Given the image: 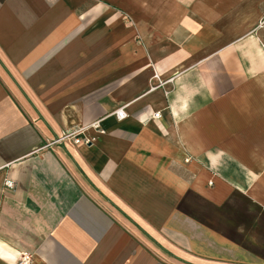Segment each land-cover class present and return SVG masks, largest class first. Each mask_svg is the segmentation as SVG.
Returning <instances> with one entry per match:
<instances>
[{"label": "crops", "instance_id": "obj_1", "mask_svg": "<svg viewBox=\"0 0 264 264\" xmlns=\"http://www.w3.org/2000/svg\"><path fill=\"white\" fill-rule=\"evenodd\" d=\"M20 252L264 264V0H0V264Z\"/></svg>", "mask_w": 264, "mask_h": 264}, {"label": "built area", "instance_id": "obj_2", "mask_svg": "<svg viewBox=\"0 0 264 264\" xmlns=\"http://www.w3.org/2000/svg\"><path fill=\"white\" fill-rule=\"evenodd\" d=\"M114 115L116 116L118 120L125 118L126 113H125L124 108L116 109L114 111ZM153 116L157 118L159 117V113H155ZM62 140H71L75 144H80V143L87 144L88 142L91 141L89 138H87L84 135L83 128H79V127H71L65 130L64 132H62L59 138L57 139V141H62ZM4 187L8 189H12L14 187V184L12 181L6 179L4 181ZM31 262H32L31 254L26 253V252H20L18 254L15 264H31Z\"/></svg>", "mask_w": 264, "mask_h": 264}]
</instances>
